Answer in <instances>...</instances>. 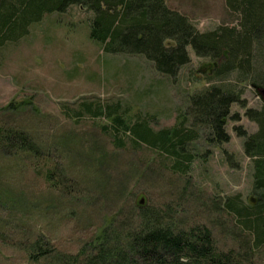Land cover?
Returning a JSON list of instances; mask_svg holds the SVG:
<instances>
[{
    "label": "rangeland",
    "instance_id": "374dc122",
    "mask_svg": "<svg viewBox=\"0 0 264 264\" xmlns=\"http://www.w3.org/2000/svg\"><path fill=\"white\" fill-rule=\"evenodd\" d=\"M166 2L200 32L240 24L228 0ZM93 18V10L72 5L45 15L0 51V129L6 130L0 137V264H49L29 259L27 248L38 237L53 254H76L101 231L119 230L124 219L134 224L140 206L164 213L176 229L207 226L219 250L242 252L241 227L224 202L234 195L259 202L245 140L260 128L246 113L264 107V86L257 84L264 79V43L253 47L248 68L227 75L217 73L222 59L189 46L191 62L170 77L142 55L104 52L90 38ZM212 85L241 93L231 106L237 117L226 125L230 140L210 143L201 130L187 146L192 161L182 168L165 152L135 146L113 131L109 117H94L83 106L112 105L128 121L145 117L161 129L183 117L190 124V95ZM16 130L38 152L17 150ZM251 264H264V247Z\"/></svg>",
    "mask_w": 264,
    "mask_h": 264
},
{
    "label": "trees",
    "instance_id": "16d2710c",
    "mask_svg": "<svg viewBox=\"0 0 264 264\" xmlns=\"http://www.w3.org/2000/svg\"><path fill=\"white\" fill-rule=\"evenodd\" d=\"M72 5L93 10L90 38L104 52L142 55L159 73L170 77H176L191 62L189 46L199 56L222 59L217 73L227 75L239 67L248 68L253 47L264 43V0H228L229 7L240 13V24L204 32L186 15L170 8L166 0H0V51L27 36L45 15L64 12ZM262 80L257 84L264 86ZM240 101L241 93L212 85L190 95V124L183 117L174 126L161 129H155L145 117L128 121L127 114L112 105L92 108L91 102H84L83 106L94 117H109L113 131L128 136L135 146L165 152L182 168L184 161H192L187 146L201 137V130L210 143L220 145L230 140L226 125L237 117L231 115V106ZM83 111H76V117H82ZM246 114L260 126L245 140V151L253 158L259 202L246 204L239 195L224 202L241 227L244 251L219 250L207 226L176 229L164 213L140 206L134 224L124 219L119 230L101 231L76 254H53L54 247L38 237L27 248L29 259L48 260L49 264H251L264 247V107L249 109ZM235 129L245 134L241 128ZM5 131L0 129V137ZM16 135L21 139L17 150L38 152L23 131L16 130Z\"/></svg>",
    "mask_w": 264,
    "mask_h": 264
},
{
    "label": "water",
    "instance_id": "95a60500",
    "mask_svg": "<svg viewBox=\"0 0 264 264\" xmlns=\"http://www.w3.org/2000/svg\"><path fill=\"white\" fill-rule=\"evenodd\" d=\"M259 92L261 93L263 99H264V87L259 89ZM141 203H143V199H141Z\"/></svg>",
    "mask_w": 264,
    "mask_h": 264
}]
</instances>
